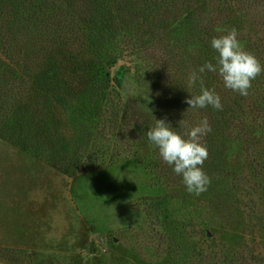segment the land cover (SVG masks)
Masks as SVG:
<instances>
[{"label":"rangeland","instance_id":"rangeland-1","mask_svg":"<svg viewBox=\"0 0 264 264\" xmlns=\"http://www.w3.org/2000/svg\"><path fill=\"white\" fill-rule=\"evenodd\" d=\"M203 2L196 0V7ZM218 7L222 14L217 15L219 21L210 34L220 36L235 28L246 51L254 55V48L264 50V0H227ZM188 9L152 31L144 23L152 21L147 10L141 13L145 16L141 21L121 25L126 30L121 32L124 42L137 44L130 49L135 52V65H127L122 53L112 51L121 59L103 68L111 72L115 66L124 72V65L136 66L143 76L141 83L135 79L127 89L135 93L131 98L143 115L126 124L127 132L133 130L136 140L148 145L141 158L124 157L98 170L71 167L62 172L14 143L10 126L4 123L0 130V264L264 263V113L253 110V99H264V73L252 82L246 97L224 88L219 75H210V88L221 96L222 111L182 105L190 95L199 94V87L189 88L187 79L174 73L172 53L193 58L207 43L193 34L198 31L189 19L197 14ZM112 15L113 11H106L99 22L113 20ZM150 32L161 38L159 45H153L156 38ZM201 32L205 36V30ZM132 34L142 38L134 39ZM44 57L45 62L50 60ZM60 61L64 62L63 57ZM199 66L186 71L190 74ZM146 74L155 75L156 83L151 85ZM169 80L174 94L160 86ZM174 96L179 102L170 103ZM158 104L175 110L176 129L181 133L205 117L209 121V113L221 123L217 131L215 122L211 159L203 165L211 184L199 196L186 191L181 177L146 139L155 119L167 122L162 113L158 118L152 115Z\"/></svg>","mask_w":264,"mask_h":264},{"label":"trees","instance_id":"trees-1","mask_svg":"<svg viewBox=\"0 0 264 264\" xmlns=\"http://www.w3.org/2000/svg\"><path fill=\"white\" fill-rule=\"evenodd\" d=\"M203 1V6L196 7V0H0V130H4V123L10 126L14 143L62 172L71 167L98 170L124 157L141 158L148 152V145L136 140L133 130L127 132L130 129L126 124L143 115L138 110L139 103L131 98L132 92L127 90L135 79L141 83L143 76L136 66L122 65L124 72L115 66L111 72L103 68L121 57L127 65H135V52L130 49L137 44L124 42L121 32L126 30L121 25L127 27L133 21H141L145 18L141 13L147 10L152 12V21L144 23L152 31V27L187 8L197 14L189 19L191 27L198 31L193 34L207 43L193 58L183 59L172 53L174 73L186 80L189 66L215 63L216 53L210 41L218 36L210 33L222 14L218 3L225 4L227 0ZM109 10L113 11V20L105 18L99 22ZM171 11V15H166ZM201 30H205V36ZM150 33L156 38L153 45H159L161 38ZM132 37L142 38L138 34ZM112 51L122 56H114ZM253 51L264 65V50ZM55 55L59 58L55 59ZM44 56L50 60L45 62ZM113 64L117 63L113 60ZM132 72L133 76H129ZM213 74L203 75L205 87L210 88ZM146 75L151 85L156 83L155 75ZM172 82H160V86L174 94ZM173 99L170 103L180 100L175 96ZM253 101V110L264 113L263 97ZM152 110V115L158 118L162 113L167 123L176 128L175 110L169 104L165 108L158 104ZM210 114L212 131L203 139L208 146V159L213 145L211 135L215 129H222ZM215 122L218 125L214 129ZM257 262L251 264H264Z\"/></svg>","mask_w":264,"mask_h":264},{"label":"clouds","instance_id":"clouds-1","mask_svg":"<svg viewBox=\"0 0 264 264\" xmlns=\"http://www.w3.org/2000/svg\"><path fill=\"white\" fill-rule=\"evenodd\" d=\"M238 35L237 29L232 28L226 30V34L211 39L210 47L216 53L213 57L215 63L206 61L187 78L189 88L199 87L198 95H190L186 99L189 109L223 110L221 96L215 89L205 87L203 75L206 72L218 74L224 88L245 97L249 94L252 82L264 73V65L244 49ZM211 131L206 117L189 127L186 133L177 131L171 123L155 119V124L145 134L161 160L181 177L186 191L194 196L206 192L211 184V178L203 168L209 155L208 147L202 143L203 137Z\"/></svg>","mask_w":264,"mask_h":264}]
</instances>
